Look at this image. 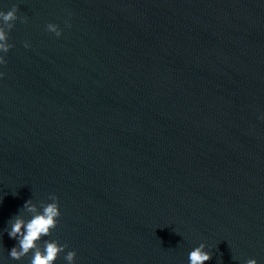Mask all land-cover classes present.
<instances>
[{"label":"water","instance_id":"1","mask_svg":"<svg viewBox=\"0 0 264 264\" xmlns=\"http://www.w3.org/2000/svg\"><path fill=\"white\" fill-rule=\"evenodd\" d=\"M13 6L0 264H30L8 231L50 195L60 216L38 247L67 245L54 264H189L200 244L205 264H264V0Z\"/></svg>","mask_w":264,"mask_h":264},{"label":"clouds","instance_id":"2","mask_svg":"<svg viewBox=\"0 0 264 264\" xmlns=\"http://www.w3.org/2000/svg\"><path fill=\"white\" fill-rule=\"evenodd\" d=\"M17 7L13 6L11 10L6 13L0 11V52L7 53L12 47L11 44L7 43L8 31L14 26V22L17 20ZM26 22L21 20V23ZM46 30L50 33H54L56 37L61 36V32L58 30L56 25L51 23L46 25ZM26 48L27 44L24 45ZM6 64L5 59L0 56V65ZM3 73H0V77ZM48 199L51 203H44L41 205L42 211L38 212L35 205L32 202L26 201L23 205L29 213H33L30 219L25 221L20 216H17L14 222H11V230L8 231V236L10 239L17 241L19 250L17 246L11 248L9 256L12 260L19 261L32 253L30 264H54L59 254L65 251L67 245H58L56 241L44 240L43 249L38 247V242L42 237H47L51 234V231L56 228L57 220L60 216L58 198L55 195H50ZM205 245L200 244L198 247L194 248L188 256L189 264H205L212 257L204 251ZM75 252L68 251L64 259L67 264H73L75 258ZM245 264H257L255 259L246 260Z\"/></svg>","mask_w":264,"mask_h":264}]
</instances>
